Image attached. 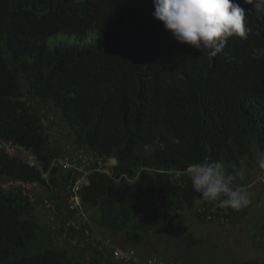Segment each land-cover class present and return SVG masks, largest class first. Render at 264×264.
Returning <instances> with one entry per match:
<instances>
[{
	"label": "trees",
	"instance_id": "1",
	"mask_svg": "<svg viewBox=\"0 0 264 264\" xmlns=\"http://www.w3.org/2000/svg\"><path fill=\"white\" fill-rule=\"evenodd\" d=\"M153 12V0H0V140L29 150L41 168L0 148V264H112L108 246L84 240V228L93 234L89 219L137 244L150 222L178 217L199 196L171 169L211 157L231 162V174L241 158L264 152V14L248 12L246 38H229L208 59L175 42ZM48 113L60 140L68 135L116 160L110 173H89L78 191L87 221L68 226L63 242L95 248L81 262L56 244L18 256L42 232L35 219L36 209L50 211L44 199L61 231L74 219L75 178L51 165L60 140L45 128ZM31 185L59 194L39 196Z\"/></svg>",
	"mask_w": 264,
	"mask_h": 264
},
{
	"label": "rangeland",
	"instance_id": "2",
	"mask_svg": "<svg viewBox=\"0 0 264 264\" xmlns=\"http://www.w3.org/2000/svg\"><path fill=\"white\" fill-rule=\"evenodd\" d=\"M91 35L86 43L92 41L93 35ZM70 40L74 42L75 39L70 38ZM48 45L52 47V39L48 40ZM63 137V140L69 138L68 135ZM153 147L152 144L145 149L151 152ZM257 153L254 150L251 158H241L240 166L231 173L234 177L233 186L245 187L251 199V203L244 207L246 211L240 219L242 226L245 227L241 231L234 228L233 224L215 228L205 226L195 217L193 208H188L181 211L176 218L150 222V229L141 234L137 244L129 245L125 242L124 230L112 234L89 219L92 232L93 230L95 232L93 235L97 238L110 239L114 246H131L140 256H156L179 264H264V183L259 181L263 170L255 160ZM113 164L114 161L108 163V166ZM241 171L243 175H240ZM35 188L31 185L27 189L39 196L49 193L56 196L59 194L47 188L40 187L38 190ZM60 198L61 206L64 207L65 194L61 193ZM36 211L40 216L35 220L42 227V232L18 256L38 253L55 244L68 247L67 250L75 261L81 262L85 256L94 255V247L86 248V251L82 252L67 246L63 239H59L62 233L52 230L51 221L46 218V213H41L38 209ZM97 211L98 209L95 212L96 216ZM237 236L242 239H237Z\"/></svg>",
	"mask_w": 264,
	"mask_h": 264
},
{
	"label": "clouds",
	"instance_id": "3",
	"mask_svg": "<svg viewBox=\"0 0 264 264\" xmlns=\"http://www.w3.org/2000/svg\"><path fill=\"white\" fill-rule=\"evenodd\" d=\"M243 4L251 8L245 9L237 0H153L152 15L175 42L211 59L224 50L229 38H246L250 31L246 25L248 12L264 14V0H243ZM255 160L264 168V152H258ZM232 167L231 162L207 157L188 164L183 171L173 168L170 173L173 180L187 176L193 191L199 194L197 199L213 202L215 208L239 210L251 199L245 187L233 186L234 177L228 172Z\"/></svg>",
	"mask_w": 264,
	"mask_h": 264
},
{
	"label": "built area",
	"instance_id": "4",
	"mask_svg": "<svg viewBox=\"0 0 264 264\" xmlns=\"http://www.w3.org/2000/svg\"><path fill=\"white\" fill-rule=\"evenodd\" d=\"M46 130L52 135L53 139L60 140V135L58 131L59 121L55 119L54 115L48 113L45 119L43 120ZM59 146V156L52 161L51 165H58L64 171H69L72 174V178L75 180L68 185V209L73 212L74 219H67L61 231L59 228L58 221L55 220V215L53 213L54 206L44 199V208L50 209L46 213L48 219H50L52 230L61 232L60 240H64L65 232L68 226H74L79 228V224H85L87 219L85 213L81 209L80 205V196L78 191L80 187L87 183V176L92 171H102L110 173V168L115 165V159L112 157H107L104 155H97L91 152H88L85 148L76 145L75 143L68 140H60L58 143ZM0 148H3L11 156H18L23 161L27 162L30 166L40 168V165L37 161L36 156H34L29 150L12 144L10 141L0 140ZM114 161L113 165L108 166V163ZM47 173H43V177H46ZM260 182L264 183V173L261 174ZM256 181H254L255 183ZM14 183V182H10ZM25 186L24 183H17ZM31 197V194H28ZM198 197V196H197ZM195 198V203L193 206V213L197 219L201 222L207 224H217V225H226L231 222L230 210L228 209H219L214 207L213 202H206L200 199ZM79 223V224H76ZM84 240L90 241L93 246L97 244V240H100L99 247L102 245L109 247L110 259L112 264H179L173 262H167L161 260L155 256H145L140 257L136 250L132 247H121L114 246L111 244V240L108 238H97L95 235L91 234L90 230L84 228ZM74 241V239H72ZM105 250H103L104 253Z\"/></svg>",
	"mask_w": 264,
	"mask_h": 264
},
{
	"label": "crops",
	"instance_id": "5",
	"mask_svg": "<svg viewBox=\"0 0 264 264\" xmlns=\"http://www.w3.org/2000/svg\"><path fill=\"white\" fill-rule=\"evenodd\" d=\"M262 173H264V171ZM243 209H245V208L243 207V208L239 209V211H237L234 214H232L231 222L229 223L231 225L233 224L234 225V228H236L238 231H241L242 228H245L244 226H242L241 221H240L241 216L243 214L242 213ZM236 218H238L239 220H236ZM201 223L204 224L205 226H211L212 228H215V227H224V226L228 225V224H226V225L207 224V223H204V222H201ZM261 227H262V225H261ZM93 232H94V230H93ZM218 233H219V231H218ZM237 239H242V238H239V236H237Z\"/></svg>",
	"mask_w": 264,
	"mask_h": 264
},
{
	"label": "water",
	"instance_id": "6",
	"mask_svg": "<svg viewBox=\"0 0 264 264\" xmlns=\"http://www.w3.org/2000/svg\"><path fill=\"white\" fill-rule=\"evenodd\" d=\"M9 184H10V183H7V184H1V185H3L4 187H7Z\"/></svg>",
	"mask_w": 264,
	"mask_h": 264
}]
</instances>
